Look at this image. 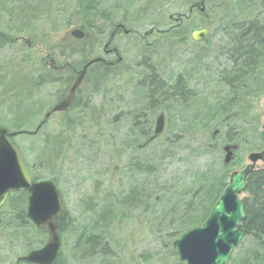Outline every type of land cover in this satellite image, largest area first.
<instances>
[{
	"label": "trees",
	"instance_id": "1",
	"mask_svg": "<svg viewBox=\"0 0 264 264\" xmlns=\"http://www.w3.org/2000/svg\"><path fill=\"white\" fill-rule=\"evenodd\" d=\"M76 1L72 24L70 16L61 20L68 0H0V33L8 37H0V124L10 131L36 128L99 51L103 19L113 21L116 12L126 14L125 6L139 0H111L105 7L103 0ZM171 1L149 0L145 6L159 10ZM203 1L206 10L163 31L151 45L132 31L135 39L128 36L125 43L136 52L131 62L92 64L70 110L51 116L57 126L47 129L50 117L36 133L11 138L32 179L50 180L61 193L70 157L78 171L99 163V179L115 176L99 194L92 186L81 195L76 214L65 206L54 264H183L173 241L206 220L230 174L243 165L239 151L263 149L264 0ZM150 21V27L163 25ZM61 25L78 26L89 38L47 44ZM201 28L207 36L192 40L191 31ZM21 34L41 38L48 58L57 55L58 64H67L53 71L32 41L15 42ZM118 122L125 124L120 136L114 134ZM227 145L236 149L226 164ZM27 196L11 191L0 208V264H16L47 241L48 232L27 219ZM240 197L244 236L227 264H264V165L248 175ZM123 219L132 237L136 227L139 237L146 235L134 261L121 253Z\"/></svg>",
	"mask_w": 264,
	"mask_h": 264
},
{
	"label": "water",
	"instance_id": "2",
	"mask_svg": "<svg viewBox=\"0 0 264 264\" xmlns=\"http://www.w3.org/2000/svg\"><path fill=\"white\" fill-rule=\"evenodd\" d=\"M170 17H173L170 15ZM207 29L191 32L195 41L203 40ZM69 35L81 39L84 32L75 28ZM96 59L90 60L80 71L70 88L66 98L47 110L34 130L10 131L0 124V208L5 204L11 191H27L26 216L38 228L46 227L48 238L39 249L20 256L16 264H52L60 247V236L57 221L65 209V201L56 185L50 180H33L27 162L20 148L12 141V137L21 133L34 134L56 112L68 111L75 90L80 85L86 67ZM157 131L162 127L158 126ZM264 130V124H263ZM236 146H225L224 162L233 159ZM264 159V147L261 151H253L247 155L248 163L240 170L230 174L229 182L212 207L206 220L191 228L172 243V249L183 264H227L234 248L244 236L242 222L245 219L244 206L240 197L246 186L248 175L255 169L259 160Z\"/></svg>",
	"mask_w": 264,
	"mask_h": 264
},
{
	"label": "rangeland",
	"instance_id": "3",
	"mask_svg": "<svg viewBox=\"0 0 264 264\" xmlns=\"http://www.w3.org/2000/svg\"><path fill=\"white\" fill-rule=\"evenodd\" d=\"M123 1V0H121ZM149 0H139L138 2L135 3H128L126 7V14L122 10H119L116 12L115 18L118 19L121 23L123 20L128 22L131 26H133L134 29L137 31H146L149 29L151 25L152 19L157 21V23L162 22L163 24L168 23V16L169 15H174L175 13H180V12H185L187 11V4H184L183 0H172L171 2L167 3L165 6H163L159 10H151V8H148L145 6V4ZM103 6L105 7L111 0H103ZM77 1L76 0H68L66 8L64 7L65 11L62 13L61 20H65L68 16H70L71 21H73L72 24H75V18L74 15L77 12ZM145 6V7H144ZM144 7V8H142ZM206 6H203V10H206ZM145 9V10H143ZM137 10V11H136ZM148 12H154V13H148ZM77 16V15H76ZM154 21V22H155ZM156 25V24H154ZM78 28L73 26L65 27L64 25H61L58 27V30L54 32L50 38L47 44H57L59 41H65L71 39L69 36V32L72 29ZM80 29V28H79ZM82 30V29H81ZM18 36V35H17ZM16 36V37H17ZM21 36L24 38L22 41L21 39L18 40L20 44H30L32 41L33 43V49L34 52L36 53L37 56H43L45 59L47 58V53L45 51V46L40 42L41 38H38L37 36L34 37V39L31 36H28L26 34H21ZM30 37V38H29ZM32 39V40H30ZM125 38H120L118 39V44L119 46H122L124 49L123 56L125 58V61L131 62L132 58L135 56L136 52H130L125 51ZM58 49V48H57ZM59 52V51H58ZM57 50L55 49V54L58 53ZM55 57V56H54ZM93 57V56H92ZM261 108L264 110V98L260 102ZM58 118L57 117H51L50 119V124L48 125L47 129H52L58 124ZM264 123V111H263V117L261 118V124L263 125ZM118 127H115L116 132L114 133L117 136H120L122 132L125 129V124L122 122H118ZM158 126L162 127V118H158ZM113 128V126L109 127L108 129L110 130ZM32 130V129H30ZM25 142V141H23ZM116 145V144H115ZM115 148V147H114ZM249 152H245L244 150L239 151V155L243 156L244 162L243 165L240 169H242L247 163V155ZM119 153L115 152V155H117V159H120V156L118 155ZM71 159H67L65 161V169H67L66 174L64 175V180L61 182V189H62V195L66 203V207L69 211L72 213H77L79 208H80V203H79V198L81 195H84L85 192L91 191V187L93 186V191L95 194L102 190H106L105 186H108L115 178V176H111L109 178H102L99 179L100 177L96 176V171H94L97 168L100 167L99 163L98 165H92V168L85 167L84 171H78V164L77 161L75 162L72 157ZM264 165V161L257 162L256 167H260ZM80 172V173H79ZM86 175V180H82L83 176ZM94 194V195H95ZM90 197L84 196L85 201L88 200ZM127 219H123L121 221V224L123 225L122 228L119 227V232L120 234L123 235L122 237V244H121V253L124 258L127 256L129 259H136L137 254H139L140 251H142L143 247L145 246L143 243L146 242L145 238L146 235H142L139 237V234L137 233L139 231V228L136 227L135 231L136 233L134 234V237L131 235V227L128 225L129 222L126 221ZM126 221V222H125ZM131 223V222H130ZM126 225V227L124 226ZM119 234V235H120ZM125 238V241H124ZM148 242L146 245L151 244V241L148 239Z\"/></svg>",
	"mask_w": 264,
	"mask_h": 264
},
{
	"label": "flooded vegetation",
	"instance_id": "4",
	"mask_svg": "<svg viewBox=\"0 0 264 264\" xmlns=\"http://www.w3.org/2000/svg\"><path fill=\"white\" fill-rule=\"evenodd\" d=\"M203 6L205 7V1H203V0H189V2H187V11L186 12L175 13L174 15L171 14L173 17H170V15L168 16V20L169 21H168L167 24H163L162 26L153 25L152 27H149L148 30H146V31L144 30L142 32L135 31V30H132V29H130L128 27H125V25L123 23H121L116 18L113 21H106L105 19H103V25H102V28H101V29H103V33L100 35L101 46L99 47V51L95 55H93V57L89 58L87 61H85L82 64L81 70L83 69V67L90 60L96 59L93 63H90L86 67L85 74L82 77V80H81L80 85L82 84V81H83V79H84V77L86 75V71L95 62H100L101 64H104L106 66H110L111 67V66H115L116 64L120 63L123 60V58H124V56H123L124 49H123L122 46H119V44L117 42L118 39L125 38V40H126L125 43H126L127 40L129 39V38L127 39V37L129 36L130 37V40H134L135 37L134 36H131V33L133 31L134 34L138 35L139 39H141L143 41H146L148 44L151 45V43H153V41H155V39L163 31H168V30H171V29L178 28L179 25L181 23H183V21H186L187 19L192 18V16H196V14L198 12L199 13H202L204 11L203 10ZM160 25H161V23H160ZM201 29H204V28H201ZM82 31L84 32V36L81 39H84L85 37L89 38V34L85 30H83V29H82ZM0 37H1V39L5 40V41H8V37H6L2 32L0 33ZM190 37H191V33H190ZM71 38H73V37H71ZM20 39L22 41L24 40V38L21 35H18L17 37L14 38V40H15V42L17 44L22 45L19 42H17ZM81 39H74V40H81ZM125 48L127 49L128 47L125 45ZM56 56L55 57L52 56V57H49L48 58V54H47V58L44 61V63L47 64V66H49L53 71H57L60 68L62 69L63 66L65 64H67V61L65 62V64L62 63L63 65L61 63L58 64V62H57L58 61V58ZM78 75L79 74H77L76 78L78 77ZM76 78H75V80H76ZM75 80H74V82H75ZM78 87H77V89H78ZM76 90H75V94H76ZM68 94H69V92H68ZM68 94L65 97H63L62 99H60L59 101H61L64 98H66L68 96ZM74 98H75V95L73 97V100H74ZM73 100H72V103H73ZM59 101H57L56 103H58ZM72 103H71L70 108L72 107ZM70 108H69V110H70ZM62 112H67V111H60V112H56V113H62ZM260 161H264V159L263 160H259L258 162H260ZM65 206H66V203H65ZM60 218H61V216H60ZM60 218L57 221V231H58V234H59L58 226H59V222L61 220ZM42 229H45L47 231L46 227H44ZM59 236H60V240H61L60 247H59V252H60V249H61V246H62V236L60 234H59ZM59 252L57 254V257L59 255ZM68 252L69 251L65 252L64 254L66 256H68L69 255ZM57 257H56V259H57ZM56 259L53 261L52 264L55 263Z\"/></svg>",
	"mask_w": 264,
	"mask_h": 264
}]
</instances>
